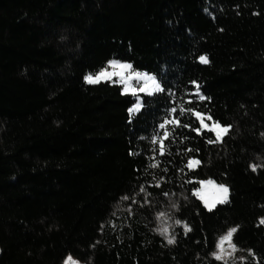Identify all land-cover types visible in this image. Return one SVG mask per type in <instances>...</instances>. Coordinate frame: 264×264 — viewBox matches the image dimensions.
<instances>
[{
  "label": "trees",
  "instance_id": "trees-1",
  "mask_svg": "<svg viewBox=\"0 0 264 264\" xmlns=\"http://www.w3.org/2000/svg\"><path fill=\"white\" fill-rule=\"evenodd\" d=\"M114 60L163 91L132 114ZM262 219L264 0H0V264H264Z\"/></svg>",
  "mask_w": 264,
  "mask_h": 264
},
{
  "label": "snow or ice",
  "instance_id": "snow-or-ice-1",
  "mask_svg": "<svg viewBox=\"0 0 264 264\" xmlns=\"http://www.w3.org/2000/svg\"><path fill=\"white\" fill-rule=\"evenodd\" d=\"M200 60L204 64L209 63V60H208L207 57L202 56V57H200ZM110 67L119 68V69H122V70H129V69H131V65L130 64H121V63H118V62H115V61L110 64ZM115 74L121 76V82H124V78H123V73L122 72L121 73H115ZM111 76H112V74L108 73L105 70V71H102V72L98 73L95 76H93V75L87 76L86 77V80L90 84H92V83H99L102 79H111ZM135 78L142 79V80H150L151 83H152V86H153V91H163V89L161 88V86L159 85V83H157L155 81V79L152 78V77H148V76L142 75L140 73H135ZM198 88H199V86L197 85V90H198ZM146 90L147 89H145V88H142L141 89V91H146ZM127 91H128V89L125 88V92H127ZM149 94H151V93H149ZM200 99L203 100V99H205V97L200 96ZM141 106H142L141 104H137L136 107L133 108L131 111H133V112L139 111V109L141 108ZM171 111L172 112H176V109L173 108ZM181 111H184V110L181 109ZM194 115L197 117V119L200 121V124H201V128L196 129V131L198 133H201L205 129L208 130V131H212V132L215 133L216 140L215 141L210 140L209 143L222 142L223 137L225 135H227L228 132L230 131V127L231 126H222L218 122H213L212 125L207 124L205 122V120L206 119L207 120H211V117L205 118V116L202 113H199V112H194ZM167 124H176V125H179L180 124V121H179V119L169 120V121H166L164 124H161L160 127L161 128H166V125ZM169 136H170V133L167 132V131H165L164 132V135H163V137L161 139H159L158 141H153L154 143H157V142L159 143V145H160L159 151H160L161 154H163L164 151H165L164 140L165 139H168ZM189 151H191V150L189 149ZM199 163H200L199 160L192 159V160H189L188 161L187 167L193 168L195 166H198ZM158 166H159L158 163L151 165V167H158ZM252 169H253V171H255L256 170V166L253 165L252 166ZM208 183L209 184H212L214 182L209 181ZM217 187H218L219 193L221 194V196H220V198H219V200L217 202H220V203L226 202V200H227V193H228L227 187H225L223 185H220V186H217ZM141 191H144V189L141 188ZM197 195H199V193H197ZM123 199H129V197L125 196V197H123ZM201 199H203V197H201ZM205 203H206V206L209 207V210H211V207L214 206V204L213 205H208L207 201H205ZM161 215H163V214H161ZM177 223H180V222L177 221ZM260 223L264 224V219H262L260 221ZM185 231L186 232L187 231H191V229L188 228L187 225H185ZM235 231H236V229L233 228V229H231V230L228 231V233L226 234V236H224V237L221 238L220 243L218 245L219 251L217 253H214L213 254L217 260H223L224 259V253H225L224 243L226 241L228 242L229 246L233 250H235V245H232L231 244V238H232L233 234L235 233ZM166 232H167V229H165L162 234H165ZM168 243L169 244L175 243V239L169 237L168 238ZM68 264H77V262L72 261V258L69 257L68 258Z\"/></svg>",
  "mask_w": 264,
  "mask_h": 264
},
{
  "label": "rangeland",
  "instance_id": "rangeland-1",
  "mask_svg": "<svg viewBox=\"0 0 264 264\" xmlns=\"http://www.w3.org/2000/svg\"><path fill=\"white\" fill-rule=\"evenodd\" d=\"M114 61L118 62V63H121V64H130L131 65V69L122 70V69H119V68L110 67V64L112 62H114ZM114 61H111L109 63V67L106 69V71L108 73L112 74L111 79H102L101 81L117 82V83H119L122 86L124 93L132 94V95L136 96V102L134 103V105L132 106L130 111L133 108H135L137 104H141L142 105L143 96L144 95H152V94L158 92V91H153V86H152V83H151L150 80H142V79L135 78V73H140L142 75H146L148 77L154 78L155 81L157 83H159V85L161 86L160 82L157 80V78H156V76L154 74H149V73H146V72H140V71L134 69L132 64L129 63V62L118 61V60H114ZM121 72L123 73L124 82H121V76L115 74V73H121ZM125 88L128 89L127 92H125ZM142 88H145L147 90L146 91H141ZM149 93H151V94H149ZM137 112L138 111H135V112L131 111L132 114H135ZM205 122L207 124H209V125L213 124V122H208L207 120H205ZM195 167H193V168H195ZM209 181H212L214 183L209 184L208 183ZM220 185H223V184H219V183H217V182H215L213 180H204V181H201L200 186L195 190L196 194L199 193V195H197V196L203 202V204L205 205L206 208L209 209V207L206 206L205 201H207L208 205H213L214 204V206H212L211 209H213L218 204H220V202H217L219 200L220 196H221V194L218 191V187H217V186H220ZM223 186L227 187V189H228L227 200H226V201H228L229 196H230V190H229L228 186H226V185H223ZM201 197H203V199H201ZM69 257L72 258V261L77 262V264H84L81 261H79L78 259L74 258L73 256H69ZM69 257H67V259L64 261L63 264H68V258Z\"/></svg>",
  "mask_w": 264,
  "mask_h": 264
}]
</instances>
